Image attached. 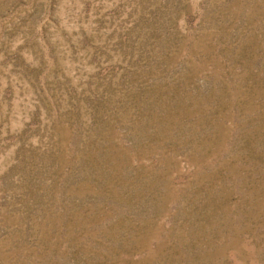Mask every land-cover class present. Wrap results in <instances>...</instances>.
I'll list each match as a JSON object with an SVG mask.
<instances>
[{"label": "rangeland", "instance_id": "obj_1", "mask_svg": "<svg viewBox=\"0 0 264 264\" xmlns=\"http://www.w3.org/2000/svg\"><path fill=\"white\" fill-rule=\"evenodd\" d=\"M0 264H264V0H0Z\"/></svg>", "mask_w": 264, "mask_h": 264}]
</instances>
